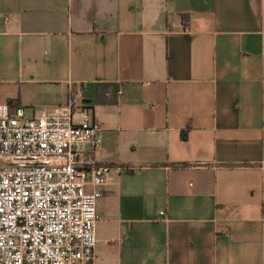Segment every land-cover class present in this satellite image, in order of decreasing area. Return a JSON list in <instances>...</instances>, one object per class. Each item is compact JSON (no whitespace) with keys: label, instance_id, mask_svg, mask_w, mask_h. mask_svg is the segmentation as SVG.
I'll use <instances>...</instances> for the list:
<instances>
[{"label":"crops","instance_id":"crops-1","mask_svg":"<svg viewBox=\"0 0 264 264\" xmlns=\"http://www.w3.org/2000/svg\"><path fill=\"white\" fill-rule=\"evenodd\" d=\"M70 91L118 167L80 264H264V0H0V104Z\"/></svg>","mask_w":264,"mask_h":264},{"label":"built area","instance_id":"built-area-1","mask_svg":"<svg viewBox=\"0 0 264 264\" xmlns=\"http://www.w3.org/2000/svg\"><path fill=\"white\" fill-rule=\"evenodd\" d=\"M102 131L73 91L64 104L36 116L0 104V264L93 258L99 186L111 184L109 173L118 169L92 156Z\"/></svg>","mask_w":264,"mask_h":264}]
</instances>
